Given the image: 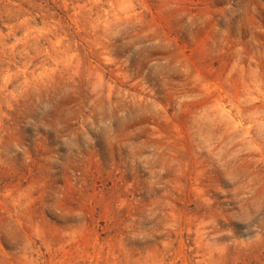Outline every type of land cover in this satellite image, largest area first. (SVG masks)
Here are the masks:
<instances>
[{
	"label": "rangeland",
	"instance_id": "obj_1",
	"mask_svg": "<svg viewBox=\"0 0 264 264\" xmlns=\"http://www.w3.org/2000/svg\"><path fill=\"white\" fill-rule=\"evenodd\" d=\"M0 264H264V0H0Z\"/></svg>",
	"mask_w": 264,
	"mask_h": 264
}]
</instances>
